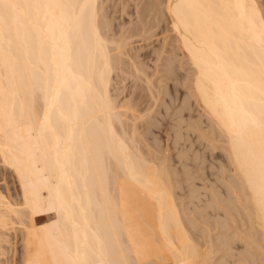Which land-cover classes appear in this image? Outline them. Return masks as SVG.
I'll return each mask as SVG.
<instances>
[{"label": "bare ground", "instance_id": "obj_1", "mask_svg": "<svg viewBox=\"0 0 264 264\" xmlns=\"http://www.w3.org/2000/svg\"><path fill=\"white\" fill-rule=\"evenodd\" d=\"M160 1L146 7L168 12L197 100L227 136L249 192L245 212L236 211L247 228L230 232L237 216H213L208 209L219 208L204 204L194 209L206 227L189 231L197 223L177 203L171 167L140 146L132 118L141 107L110 92L113 68L131 67L120 57L125 42L112 53L102 33L99 0H0V172L20 184L15 202L0 189V255L13 248L0 264H17L19 240L18 264H264L263 10L257 0ZM48 211L39 223L35 215Z\"/></svg>", "mask_w": 264, "mask_h": 264}, {"label": "rangeland", "instance_id": "obj_2", "mask_svg": "<svg viewBox=\"0 0 264 264\" xmlns=\"http://www.w3.org/2000/svg\"><path fill=\"white\" fill-rule=\"evenodd\" d=\"M151 1L155 4V0ZM151 1L99 0L98 4H101L99 7H103L101 10H104V19L108 24V26L103 25L105 27H102V33L104 32L109 39L111 48L116 47V50L111 49V51L113 50L112 53L118 50V45L116 46V44H118L117 42H119V45L125 42L123 47L125 46L126 48H124V50L121 48L123 53L121 52L120 54L118 51L117 54H120L121 56H119L126 61L125 64L123 63L124 65H130L129 67L134 69L130 68L129 70V68L125 66V69L127 68L129 73L132 72V70L134 71L128 74L126 73L127 70L123 71L124 69H121L120 71V69L116 70L117 67L115 69L113 68L111 72L113 77L111 76L110 92L115 97V100L117 99V102L128 100L130 103L135 102L139 104L137 109L133 107V105L136 106L135 103L132 107L135 109V112L141 109L138 113L141 115L142 112V115L138 116L139 118L136 117V119L130 116V121L133 119L134 121H132L135 122L137 126H135V123L131 122L132 125L129 126L131 130L129 131H134L132 126L137 128L135 129L136 131L138 130L137 134L139 132L137 138L138 140L142 139L140 140L142 142H139L140 146L143 147L141 148L144 149L146 157L150 159H153V157L154 159L159 158L160 160L158 159L157 161L160 162L163 157L164 160L162 164L164 163L165 166L171 167V177L174 180L173 190L178 196L177 203L183 210L185 218L188 217V221L193 220L197 223V227L190 224L189 231L195 237H198L199 230L206 227L205 223L202 221L201 215L194 209L204 204H214L215 207L219 208V213L211 208L208 209L213 216L219 214L224 217L226 211H230L232 216H237L234 218L236 219L235 221L230 220V232L236 231V225H239L237 229L245 230L247 228V222H245L246 217L242 214L245 212V206L248 204L247 198L249 192L247 188H245L244 183L240 182L242 178L230 161L227 136L218 128L215 122L210 119L199 100H197L193 87V66L189 63L186 53L183 52L179 46V37H177L176 32L171 29L172 21L168 12L165 11L166 9H163L166 14L163 15V18H159L162 13V10L159 11V7H157L159 5L156 4L155 10V5H152L153 7H151V9H148L150 8L149 4V7H146V3H150ZM162 1L164 0L160 2L162 3ZM257 2L264 14V0H257ZM161 3L160 7L162 8L165 2L163 4ZM144 7L147 8L146 11H144ZM141 13L142 18L140 17ZM156 13L159 19H157ZM143 16H145L144 19ZM100 18L101 16L99 19ZM145 23L148 24L146 25ZM135 28L143 29L138 32V30L134 31ZM146 28L149 29L144 31ZM111 39H113V42L110 41ZM121 39H123V43L120 41ZM114 40L117 42L114 43ZM168 59L173 61L171 62L173 65L170 63L172 70L169 69ZM132 60L136 62L134 65H136L138 61L139 64L141 63L140 67H142L140 70L137 69L138 72L141 71L140 74H137L138 72L135 73L136 69L134 68L135 66ZM139 64L137 65L138 67ZM132 65L134 67H132ZM143 68L145 71H142ZM145 72L147 74H145ZM149 86L152 87L153 90H151ZM159 90L160 92H158V94L157 91ZM154 95L158 97V99L155 98ZM128 101L127 104H129ZM152 150L158 153V156H155L156 153L154 151V153H152ZM0 165H2V162H0ZM0 171L3 174L2 169ZM1 172L0 189L6 194L4 188L8 186L12 193L10 199H14V202L15 200L17 201L20 197V184L18 178L15 173H13L14 175H12V177L7 176L8 180H2L3 175ZM232 178L238 179L240 183L234 185L231 180ZM192 188L197 190V193L194 195H190ZM214 191L220 193L222 197H228L231 193L235 199H227V202L212 200L211 194ZM190 200L192 201L190 202ZM228 201L234 204L235 209L228 204ZM236 211L242 214H238ZM50 213L49 211L41 212L36 214L35 217L38 219L39 223H46L53 217ZM203 214L206 213L203 212ZM15 226L17 225L15 224ZM17 229L16 233L18 238H20L21 230L19 227H17ZM212 231L213 234H216L215 236H218L221 229L216 227ZM200 240H202V238H200ZM20 242L19 240L16 244L17 264L19 263L18 261L22 249V244ZM9 243L6 242L7 246ZM4 246H6L5 243ZM11 246L12 245L8 247V251H6L8 248L4 247V251L7 253L13 251ZM7 253L0 256L4 257L7 255L8 257L12 254V252L9 255ZM7 257H5V259Z\"/></svg>", "mask_w": 264, "mask_h": 264}]
</instances>
